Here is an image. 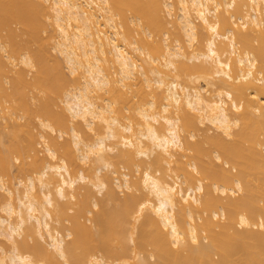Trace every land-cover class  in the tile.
Instances as JSON below:
<instances>
[{
    "label": "bare ground",
    "instance_id": "obj_1",
    "mask_svg": "<svg viewBox=\"0 0 264 264\" xmlns=\"http://www.w3.org/2000/svg\"><path fill=\"white\" fill-rule=\"evenodd\" d=\"M0 264H264V0H0Z\"/></svg>",
    "mask_w": 264,
    "mask_h": 264
}]
</instances>
